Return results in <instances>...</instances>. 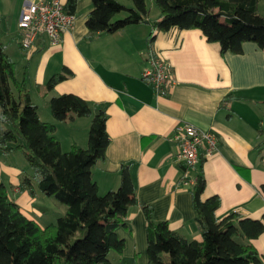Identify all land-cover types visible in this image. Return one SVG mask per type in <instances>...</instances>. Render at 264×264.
I'll list each match as a JSON object with an SVG mask.
<instances>
[{"label":"crops","instance_id":"0c3cea01","mask_svg":"<svg viewBox=\"0 0 264 264\" xmlns=\"http://www.w3.org/2000/svg\"><path fill=\"white\" fill-rule=\"evenodd\" d=\"M66 1L60 0L63 7ZM120 1L132 6L129 1ZM24 2L0 0V43L14 64L16 81L25 80L39 119L54 125L52 135L65 152L73 144L87 146L91 117L55 121L49 100L74 94L104 108L110 142L104 160L92 168L98 194L115 190L122 164L129 167L136 204L129 207L125 225L115 230L123 239L124 248L120 254L109 252L113 264L147 263L141 204L153 208L154 221H166L184 239L201 240L191 204V192L200 171L204 178L201 200L212 196L220 200L215 211L217 219L233 210L244 218H261L264 136L258 134V129L264 119V49L245 42L241 53L221 55L218 44L206 42L197 29L156 32L148 44L151 28L147 22L91 38L85 26L91 0H77L74 26L62 34L59 43L51 44L45 36H39L32 48L23 49L17 20ZM259 4L260 1L257 7ZM153 6L150 0V20L160 14ZM123 16L116 15L114 19ZM150 52L160 54L172 65L174 83L161 97L143 78L149 68ZM63 67L72 76L46 90L48 79ZM12 91L16 96L13 87ZM180 122L217 138L214 154L204 157L200 152L197 166L186 168L177 157L179 148L171 134ZM30 175L31 169L20 150L0 151V184L8 199L25 217L45 228L54 224L66 207L41 194ZM24 176L30 178L33 195L22 184ZM240 241L246 242L242 238ZM251 243L264 264V232Z\"/></svg>","mask_w":264,"mask_h":264},{"label":"trees","instance_id":"16d2710c","mask_svg":"<svg viewBox=\"0 0 264 264\" xmlns=\"http://www.w3.org/2000/svg\"><path fill=\"white\" fill-rule=\"evenodd\" d=\"M124 1L132 6L120 0H91L85 21L91 38L146 21L151 28L148 44L156 32L197 29L206 42L218 44L221 55L241 53L245 42L264 49V15L257 10L260 0H153L160 12L154 20L148 18L147 0ZM76 2L67 0L64 11L73 14ZM122 12V18L114 19ZM70 76L63 67L48 79L45 89L51 90ZM48 105L58 122L91 117L85 148L73 144L68 151L61 150L52 135L54 125L39 119L25 80L16 81L14 64L0 43V151L20 150L38 191L66 207L54 224L40 228L8 199L0 184V264H113L109 252L120 254L124 248L115 230L125 225L129 207L136 204L129 167L122 164L115 190L99 195L92 168L104 160L110 142L105 109L74 94L53 96ZM258 134L264 136V119ZM30 178L24 176L22 184L33 195ZM203 189L200 171L191 192L200 241L184 239L166 221H154L150 205H140L145 218L146 264H262L251 241L264 232V214L249 219L233 210L217 219L220 200L217 196L201 200Z\"/></svg>","mask_w":264,"mask_h":264},{"label":"built area","instance_id":"2783aa9c","mask_svg":"<svg viewBox=\"0 0 264 264\" xmlns=\"http://www.w3.org/2000/svg\"><path fill=\"white\" fill-rule=\"evenodd\" d=\"M74 14L66 13L60 0H25L17 20L21 31L19 41L23 49L33 47L39 36H45L51 44L60 42L62 34L74 26ZM149 68L143 72V78L150 84L157 97L165 95L172 84V65L160 54L150 52ZM171 139L178 145L179 162L186 168L197 166L199 153L210 157L217 148V138L210 132L197 129L187 122L177 123Z\"/></svg>","mask_w":264,"mask_h":264},{"label":"rangeland","instance_id":"374dc122","mask_svg":"<svg viewBox=\"0 0 264 264\" xmlns=\"http://www.w3.org/2000/svg\"><path fill=\"white\" fill-rule=\"evenodd\" d=\"M146 2L149 3L150 0H147ZM129 3H130V5H132V3L130 1H129ZM153 7H154L155 10L158 9L155 5ZM257 10H258L259 13L264 14V0H260V4H259V7H257ZM123 15H125V13L122 12V13L118 14L117 17L123 16ZM59 206H63V205H59ZM110 252H115V251H110ZM108 259L110 261L112 260L111 257H109Z\"/></svg>","mask_w":264,"mask_h":264},{"label":"water","instance_id":"95a60500","mask_svg":"<svg viewBox=\"0 0 264 264\" xmlns=\"http://www.w3.org/2000/svg\"><path fill=\"white\" fill-rule=\"evenodd\" d=\"M146 22V21H145Z\"/></svg>","mask_w":264,"mask_h":264}]
</instances>
